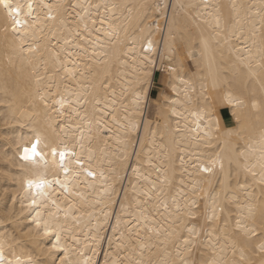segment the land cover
Wrapping results in <instances>:
<instances>
[{"label":"bare ground","instance_id":"6f19581e","mask_svg":"<svg viewBox=\"0 0 264 264\" xmlns=\"http://www.w3.org/2000/svg\"><path fill=\"white\" fill-rule=\"evenodd\" d=\"M7 2L3 264H264V0Z\"/></svg>","mask_w":264,"mask_h":264},{"label":"snow or ice","instance_id":"6c2138e0","mask_svg":"<svg viewBox=\"0 0 264 264\" xmlns=\"http://www.w3.org/2000/svg\"><path fill=\"white\" fill-rule=\"evenodd\" d=\"M0 2L3 3V6L8 9L10 11V13H15V14H19L20 9L18 7L13 8L9 5V3L7 2V0H0ZM16 24H20L21 21L19 19H16L14 21ZM148 47L149 49H151V42L148 43ZM39 144V137L36 138L35 142H33L31 144V147H25L23 149V155H24V159L28 160V159H34L36 157H39L40 159H43L42 154L37 150V146ZM53 153L55 154V150H53ZM60 156V160L63 161L64 160V156L65 153L64 152H60L59 153ZM65 171H67V169H65ZM205 172L209 171V169L205 168L204 169ZM50 182L41 178L39 180H30L28 181V187L29 188H33L35 187L37 190H42L47 184H49ZM36 201L33 200L32 204H35ZM34 223L37 226L38 230H41L44 232V234L46 236H50L53 235L55 233V228L52 226H49L48 224H42L41 221L39 219L34 218ZM61 247L60 242H59V237L56 236L55 237V242L51 244V248L48 250L50 253H53L58 250ZM260 251L261 253H264V244H262L260 246ZM29 260H31V257H29ZM4 262V255L3 252L0 251V264H3ZM33 264H35V262H33ZM51 264H55V260L53 259ZM61 264H63V262H61Z\"/></svg>","mask_w":264,"mask_h":264},{"label":"rangeland","instance_id":"374dc122","mask_svg":"<svg viewBox=\"0 0 264 264\" xmlns=\"http://www.w3.org/2000/svg\"><path fill=\"white\" fill-rule=\"evenodd\" d=\"M162 77V73H161V71H157L156 72V78L157 79H160Z\"/></svg>","mask_w":264,"mask_h":264}]
</instances>
